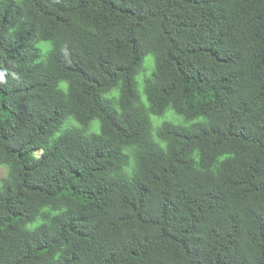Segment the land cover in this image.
I'll return each instance as SVG.
<instances>
[{
  "label": "trees",
  "instance_id": "obj_1",
  "mask_svg": "<svg viewBox=\"0 0 264 264\" xmlns=\"http://www.w3.org/2000/svg\"><path fill=\"white\" fill-rule=\"evenodd\" d=\"M1 167L0 264H264V0H0Z\"/></svg>",
  "mask_w": 264,
  "mask_h": 264
},
{
  "label": "rangeland",
  "instance_id": "obj_2",
  "mask_svg": "<svg viewBox=\"0 0 264 264\" xmlns=\"http://www.w3.org/2000/svg\"><path fill=\"white\" fill-rule=\"evenodd\" d=\"M141 79H142L141 76L138 77V80H139L140 83L142 82V81H140ZM174 117L175 118H178L175 115L169 113V114H165L163 117H155L154 121H155V124L157 125L159 123H162V121H165V120H168V119L171 120ZM36 153L37 154H40L41 153V150H37ZM6 172L7 171H6V168L5 167H1L0 168V181H1V178L6 174Z\"/></svg>",
  "mask_w": 264,
  "mask_h": 264
}]
</instances>
